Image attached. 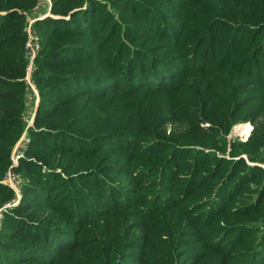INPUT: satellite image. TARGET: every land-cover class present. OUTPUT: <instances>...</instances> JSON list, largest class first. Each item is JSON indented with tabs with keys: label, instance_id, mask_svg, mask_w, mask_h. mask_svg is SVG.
<instances>
[{
	"label": "rangeland",
	"instance_id": "374dc122",
	"mask_svg": "<svg viewBox=\"0 0 264 264\" xmlns=\"http://www.w3.org/2000/svg\"><path fill=\"white\" fill-rule=\"evenodd\" d=\"M13 2L0 180H20L0 191V239L33 170L13 168L20 156L60 173L44 211L66 227L55 253L15 264H264V0ZM33 140L46 150L27 153Z\"/></svg>",
	"mask_w": 264,
	"mask_h": 264
},
{
	"label": "trees",
	"instance_id": "16d2710c",
	"mask_svg": "<svg viewBox=\"0 0 264 264\" xmlns=\"http://www.w3.org/2000/svg\"><path fill=\"white\" fill-rule=\"evenodd\" d=\"M13 4V0H0V9H7V12L10 13L9 17L11 19H13L16 14V11L12 9ZM55 53L59 55L58 59H62L63 61L69 63L70 58L68 56L62 55L60 51ZM54 65L55 64L53 62L50 63V66ZM163 71L164 70L161 71L162 74ZM161 73H159V75ZM0 74V98L11 99L15 96V94L10 88L20 84L19 80H14V78H16V76H20V74L19 72H9L3 66H0ZM69 77L71 76H67L65 74L56 76L61 84L66 83ZM153 77H151V79H153ZM140 79L145 80L146 78L144 77ZM70 83L74 85V87L78 86L77 81L74 83L71 81ZM74 87L73 90L75 89ZM79 87L85 89L86 92L93 93H98L101 89L99 88V82L90 81L85 85L80 84ZM45 94L49 96L48 99L55 103L61 101L63 98V103H67L68 100L66 99L69 96L68 94H64V92L59 89L47 90ZM39 107L41 108V106ZM50 109H40L39 118L48 116L47 110ZM38 123L39 122L35 120V124ZM50 127L51 128L49 129L52 130H49V132L62 133L61 129H56V125H51ZM47 132V128L36 126L34 130L35 140L45 139L44 137ZM35 140H33V143L31 142L28 145L26 149L27 153L39 154L40 152L43 153L44 150H46L45 148L40 150V148L36 147L34 145ZM40 166L41 164H38L34 159L20 156L17 164L13 167L17 170L25 168H32L33 170L27 174V177L20 189V197L18 201L3 211L2 223L5 224V227L9 230H4L7 239H0V248L3 249V252H0V256L2 257V259H0V263H2L4 259H6L9 264L38 260L40 256H47L45 254H48V252L55 253L61 245V240L64 239L61 237V233L63 235V232L61 230V232H59L56 229H61V227L66 228L65 225L60 226L59 221H53L51 216L44 211V207H46L49 203L54 202V200L47 202V198L53 194V182H55V180L62 179V177L59 172L53 169L40 168ZM260 173H263L261 168L259 171L255 169L253 171H243L244 176L247 175V181L253 179L256 180V175ZM262 184L264 187V182ZM0 191H7L14 194L13 189L1 180ZM67 219L66 215V220ZM9 253H12V256H10Z\"/></svg>",
	"mask_w": 264,
	"mask_h": 264
},
{
	"label": "built area",
	"instance_id": "2783aa9c",
	"mask_svg": "<svg viewBox=\"0 0 264 264\" xmlns=\"http://www.w3.org/2000/svg\"><path fill=\"white\" fill-rule=\"evenodd\" d=\"M19 180H20V177L12 171H8L4 177V181H6L13 189H15L14 185Z\"/></svg>",
	"mask_w": 264,
	"mask_h": 264
},
{
	"label": "bare ground",
	"instance_id": "6f19581e",
	"mask_svg": "<svg viewBox=\"0 0 264 264\" xmlns=\"http://www.w3.org/2000/svg\"><path fill=\"white\" fill-rule=\"evenodd\" d=\"M241 127V126H240ZM243 130H247L248 128H243V127H241Z\"/></svg>",
	"mask_w": 264,
	"mask_h": 264
}]
</instances>
